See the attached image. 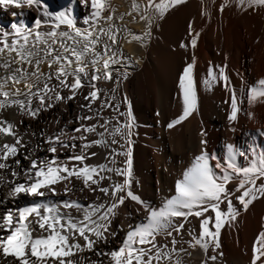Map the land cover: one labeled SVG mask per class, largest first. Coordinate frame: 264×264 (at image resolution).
Returning <instances> with one entry per match:
<instances>
[{"label":"snow or ice","instance_id":"6c2138e0","mask_svg":"<svg viewBox=\"0 0 264 264\" xmlns=\"http://www.w3.org/2000/svg\"><path fill=\"white\" fill-rule=\"evenodd\" d=\"M82 2H90L91 7L90 14L84 17L85 28L76 26L70 8L50 11L43 0H0L2 9L35 7L41 10L43 17L35 18L31 27L21 19L11 25V32L0 29V55L5 57L0 62V68L5 71L0 77V110L14 107L21 115L37 119L42 112L58 104H67L77 98L83 101L79 105L80 114L75 117L78 126L73 133L64 129L51 134L41 132L47 145L44 150L52 155L41 159L29 154L24 157L27 165H22L18 158L22 140L14 122L0 118V136L11 137L12 141L0 143V173L11 177L6 181L0 174V184H5L8 189L0 197V233H3L0 235V264H104L83 255L77 257L85 251L107 257V264H162V261L164 264H184L180 253L191 255L182 246L184 244L203 253L200 264H216L217 259L223 257L222 229L233 226L242 212L264 198V150L257 153L251 148L249 156L227 144L225 156L218 159L207 151L208 141L203 138L206 133L202 131L201 148L175 180L174 188L156 207L142 200L132 189V129L135 124L132 104L126 93L120 101L113 103L121 81L127 80L129 73L116 69L114 74L112 66L123 64L126 68L132 63L118 45V35L121 31L127 32L132 40L146 46L157 22L171 10L184 5L186 0H143V3L132 0L130 11L118 16L110 0ZM232 2L223 0L218 10L223 12ZM234 3L245 10L264 8V0H234ZM202 14L210 16L207 11ZM125 15L131 16L133 22L138 16L145 25L143 32L132 33L125 25L116 23ZM187 33V43L181 41L178 46L191 48L193 54L178 75L182 109L167 123L169 129L199 110L194 50L201 33L193 29L191 21ZM227 59L225 54L223 65L209 62L201 83L205 90H211L216 83L223 86L228 93V100L224 101L229 104L227 120L233 124L245 99L249 105L264 102V77L255 80L238 96L235 87L231 86ZM44 64L48 71L42 70ZM101 79L114 82L115 87L108 90L111 96L97 87ZM96 102H99L98 107L93 109ZM121 104L124 111H120ZM104 108H111L114 115L102 117ZM247 115L251 118L253 113ZM119 118H123V123ZM101 119L103 123L99 122ZM68 123L72 121H68L65 128ZM98 128L104 131H98ZM109 144L119 145V149L112 148L109 152L111 166L87 162L97 155L89 149L108 147ZM36 150H41L39 145ZM65 150L66 154L61 158L60 154ZM121 156L122 166H118L116 158ZM237 157L245 159L246 164H240ZM114 176L122 180H114ZM73 181L82 185L79 191L86 189L101 195L88 205L69 199L62 204L49 200L7 206L10 200L21 195H56L57 185L68 194L75 187ZM126 201L135 202L138 210L144 212L143 221L130 223L122 229L123 238L114 249L107 253L95 251L99 242L107 243L110 238L117 237V231L111 229L112 220ZM70 210H75L78 215L73 216ZM190 217L198 222V231L186 228ZM158 237L164 240H158ZM178 244L181 247L177 248ZM249 264H264V224L253 239Z\"/></svg>","mask_w":264,"mask_h":264},{"label":"bare ground","instance_id":"6f19581e","mask_svg":"<svg viewBox=\"0 0 264 264\" xmlns=\"http://www.w3.org/2000/svg\"><path fill=\"white\" fill-rule=\"evenodd\" d=\"M131 2L132 0H110L117 16L121 13H128ZM137 2L143 3V0H137ZM222 2L223 0H186L184 5L171 10L164 19L157 22L146 46L132 40L127 32L121 31L118 35V45L122 47L124 56L131 58L132 63L126 68L123 64L112 66L114 74L116 69L120 72L126 70L129 73L128 79L121 81L115 94L116 101L113 103L120 101L125 93L131 101L135 118L132 129V189L135 194L153 207L158 206L161 199L174 188L175 180L181 176L183 169L190 163L193 156L199 152L202 131L206 133L203 138L208 141L207 151L218 159L225 156L227 144L234 145L237 150L248 153L249 156L251 148H255L257 153L264 150V102L257 101L249 105L245 99L240 105L237 121L229 124L227 120L229 104L224 103L228 100V93L220 83L214 84L211 90H205L201 83L202 77L206 75L209 62L213 65H223L225 54L228 57L227 72L230 75L231 86L235 87L238 96L255 80L264 77V8H257L256 12L252 9L245 10L236 7L233 0L230 6L220 12L218 8ZM43 3L47 4L50 11L70 8L76 20V26L87 27L83 21L84 17L91 12L90 2L86 4L82 0H43ZM40 11L35 7L31 9L27 7L0 8V29L11 32V25L19 23L21 19L31 27L35 18L38 16L43 18L40 16ZM205 11L210 13V16L203 15ZM21 13H23L22 16ZM189 21L192 22L193 29L201 33L194 50L197 57L194 77L199 110L193 112L181 124L169 129L167 123L182 109L178 91V75L193 54L191 48L181 49L178 46L181 41L186 43L188 41ZM116 23L125 25L136 34L142 33L145 28L138 16L136 22L132 21L131 16L125 15L122 21H116ZM4 58L0 55V62ZM137 60L138 63H136ZM41 68L43 71H48L46 64L41 65ZM89 70H91V65H89ZM4 75L5 71L0 68V77ZM97 87L111 96L112 93L108 90L115 87V84L113 81L101 79L97 82ZM81 103L83 101L77 98L67 104H58L42 112L37 119L21 115L14 107L0 110V118L14 122L16 131L22 140L18 155L22 165H27L28 162L24 160V157L29 154L41 159L52 155L44 150L47 145L40 135L41 132L51 134L58 129H64L69 134L73 133V129L78 126L75 117L80 114L79 105ZM98 104L99 102L93 103V109H96ZM124 110V105L121 104L120 111ZM248 112L253 113L251 118L247 115ZM113 115L111 108H104L101 112L102 117ZM119 119L123 123V118ZM68 121L72 123H68L65 128ZM99 122L103 123V120ZM111 130L110 124L109 131ZM98 131H104V129L98 128ZM89 138L99 137L90 136ZM5 140L12 142L11 137L0 136V143ZM37 145L41 150H36ZM112 148L119 149V145L109 144L108 147L96 146L89 149L97 155L87 162L91 164L109 163L111 166L109 152ZM65 154L66 150L65 153L60 154L61 158ZM116 159L118 166H122L123 157ZM237 159L240 164H246L245 159L241 157ZM0 174L6 181L11 179L7 173ZM113 179L122 180L121 177L115 176ZM73 184L75 187L68 194L63 192L61 185H57L56 195L46 194L44 197L21 195L14 201L10 200L7 206H24L33 201L49 200L62 204L64 200L69 199H75L88 205L97 195H101L86 189L79 191L82 185L76 181H73ZM7 190L5 184H0V197H3ZM101 199L104 197L101 196ZM61 210L64 211V209ZM70 211L73 216L78 215L75 210ZM262 218H264V198L255 201L246 212H242L233 226L222 229L223 257L218 258L216 264H249L253 239L264 224ZM143 219L144 212L138 210L135 202L126 201L125 206H121L118 215L112 220L111 229L117 231V237L110 238L107 243L99 242L95 251L107 253L114 249L123 238L122 229L130 223H140ZM189 219L190 224H186V228L191 227L198 231V222L191 217ZM184 239L187 240L188 236L185 235ZM158 240H164V238L158 237ZM182 246L191 252L190 256L180 253L184 264H200L204 258L203 253L199 249L188 248L187 244ZM179 247L181 245L178 244L177 248ZM80 255L107 264V257H97L94 252L78 253L77 257ZM162 264H164L163 261Z\"/></svg>","mask_w":264,"mask_h":264},{"label":"rangeland","instance_id":"374dc122","mask_svg":"<svg viewBox=\"0 0 264 264\" xmlns=\"http://www.w3.org/2000/svg\"><path fill=\"white\" fill-rule=\"evenodd\" d=\"M256 9H257V8H253L252 11H253V12H254V11L256 12Z\"/></svg>","mask_w":264,"mask_h":264}]
</instances>
